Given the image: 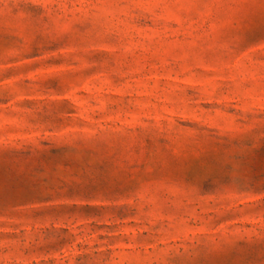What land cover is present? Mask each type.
<instances>
[{"label":"rangeland","instance_id":"1","mask_svg":"<svg viewBox=\"0 0 264 264\" xmlns=\"http://www.w3.org/2000/svg\"><path fill=\"white\" fill-rule=\"evenodd\" d=\"M0 264H264V0H0Z\"/></svg>","mask_w":264,"mask_h":264}]
</instances>
